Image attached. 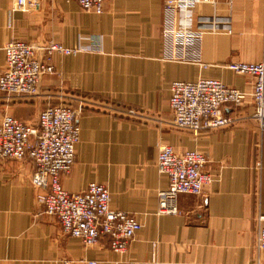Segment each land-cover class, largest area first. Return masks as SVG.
<instances>
[{"label":"crops","instance_id":"0c3cea01","mask_svg":"<svg viewBox=\"0 0 264 264\" xmlns=\"http://www.w3.org/2000/svg\"><path fill=\"white\" fill-rule=\"evenodd\" d=\"M166 1L108 0L95 14L74 0H43L31 12H15L12 0H0V75L3 49L14 40L77 48L89 37L102 39L98 53L53 56L55 73L43 78L33 101L0 93V124L10 115L28 123L37 117V125L35 109L49 104L75 109L80 142L63 187L80 193L102 184L112 207L141 224L123 255L112 252L108 238L87 248L43 213L31 185L33 162L2 161L0 264H264V252L255 247L257 217L264 215V132L252 117V101L225 108L232 127L197 136L175 128L169 105L176 81L216 79L252 91L255 79L228 66L264 62V0L196 6L200 66L163 60ZM162 144L178 154L203 152L214 178L200 196L178 198L177 216L158 215L157 193L169 186L157 167Z\"/></svg>","mask_w":264,"mask_h":264},{"label":"built area","instance_id":"2783aa9c","mask_svg":"<svg viewBox=\"0 0 264 264\" xmlns=\"http://www.w3.org/2000/svg\"><path fill=\"white\" fill-rule=\"evenodd\" d=\"M13 11L31 12L41 7L43 0H12ZM84 12L102 14L108 0H74ZM203 0H167L164 3L162 29L163 60L201 65L200 44L203 31L192 29L195 8ZM86 45L69 48L50 41L32 45L14 40L3 49L5 66L0 75V93L11 100L36 98L45 76L55 73L53 56H77L98 53L102 39L89 37ZM237 75L255 79L252 91L246 93L230 88L216 79L199 78L194 82L176 81L171 86L170 108L178 130L199 135L232 127L235 120L225 108H241L252 101L253 119L264 132V62L230 64ZM80 142L78 112L66 105H47L38 116L36 126L5 116L0 124V162H33L31 185L43 213L56 219L63 233L78 239L87 247H95L103 238L110 240L115 254L127 252L137 232L139 221L131 214L115 210L108 188L91 183L84 192L69 193L62 180L75 165ZM207 156L200 151L178 154L167 144L158 147L157 167L169 186L157 193L158 215L180 214L181 195L200 196L214 181L206 171ZM257 252H264V215L257 217ZM87 264H98L88 262ZM259 264V263H258Z\"/></svg>","mask_w":264,"mask_h":264},{"label":"rangeland","instance_id":"374dc122","mask_svg":"<svg viewBox=\"0 0 264 264\" xmlns=\"http://www.w3.org/2000/svg\"><path fill=\"white\" fill-rule=\"evenodd\" d=\"M52 1H55V0H52ZM56 1H58V0H56ZM38 97H39V96H38ZM28 100H29V99H28ZM30 100L33 101L32 98H30ZM32 103H33V102H32ZM42 110H43V109H42ZM42 110H40V108H38V109L36 108V109H35V112H37V113L39 112V113H40ZM8 116H10V115H8ZM10 117H13V118H15L16 120H18V121H22V122L27 123V124H29V125L32 123L33 126H35V125H36V122H37V121H36V120H37V119H36L37 117H35L33 120H31V121H30L31 123H28V122H26V121H24V120H21V119H19L18 117H15V116H10Z\"/></svg>","mask_w":264,"mask_h":264}]
</instances>
